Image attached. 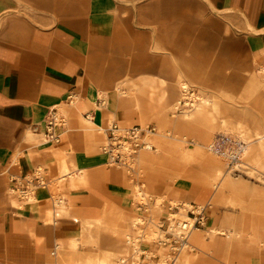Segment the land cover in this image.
Wrapping results in <instances>:
<instances>
[{
    "label": "crops",
    "instance_id": "crops-1",
    "mask_svg": "<svg viewBox=\"0 0 264 264\" xmlns=\"http://www.w3.org/2000/svg\"><path fill=\"white\" fill-rule=\"evenodd\" d=\"M262 67L264 0H0V264H50L60 246L69 251V242L80 239L89 214L103 215L108 226L116 215L120 232L126 230L135 197L127 177L136 179L108 165L100 151L107 134L99 127L108 116L109 126L152 125L194 141L197 130L170 109L178 83L197 82L216 101V129L227 119L253 130L264 106H257L250 81ZM52 107L69 115L63 114L70 131L56 145L32 130ZM221 145L239 147L234 139ZM200 155L211 158L207 148ZM153 158L154 165L145 163L149 191L195 195L190 163L204 171L200 156ZM39 168L46 187L32 200L21 198L13 177L23 182ZM197 192L211 203V191ZM220 204L226 203L212 204L205 225L219 233L210 239L201 231L194 243L191 237L185 264H264V203L247 197L242 205Z\"/></svg>",
    "mask_w": 264,
    "mask_h": 264
},
{
    "label": "bare ground",
    "instance_id": "bare-ground-1",
    "mask_svg": "<svg viewBox=\"0 0 264 264\" xmlns=\"http://www.w3.org/2000/svg\"><path fill=\"white\" fill-rule=\"evenodd\" d=\"M252 87L255 88L257 92L256 95V104L264 106V98L260 95L264 93V67L260 70H257L252 73V78L250 81ZM186 84V83H183ZM181 84V85H183ZM199 101L196 103L192 111H189L185 114L179 115V121H184L185 124H188L192 130H197V135L195 140H189V137L186 134H177L174 137V140L188 143L189 147H185L179 142H172L166 139L164 130L160 127L154 135H150L147 138L152 139L155 144H152L148 140L149 145H155V150L145 149L141 154V158L144 163L151 165L155 164L154 155L160 152H164L170 155L179 154L183 159L187 161L197 159L199 156L202 158V169L205 167V170L201 171L198 180L194 181L192 185V191L195 195L188 197L187 199L201 203L203 201V196L199 192L201 189L203 191H211V199L216 203L224 200L225 202L232 203L234 201L230 196L225 194L229 189L236 190L240 193L237 197L241 203H246V198L259 200L264 203V127L262 126L264 121V112L263 107L262 111L258 112L256 118L255 128L249 129L246 125L239 123L231 125L230 121L223 119L220 127L215 128L217 104L214 98L206 97L205 93L200 89L198 93ZM68 113H66V116ZM178 115H175V117ZM113 118V117H112ZM110 116L107 117L109 123L112 122ZM92 122V121H89ZM108 123V124H109ZM43 124V123H42ZM89 124V123H88ZM90 125V124H89ZM68 127V128H67ZM145 127V126H142ZM91 129H95L94 127ZM99 130L105 132V127H99ZM70 131L69 121L67 119L66 128L63 129L62 135H66ZM216 133H220L218 136ZM207 134V135H206ZM236 138V141L239 144L238 149L235 152H227L221 147V143L226 140H233ZM209 142L208 146L200 147V141ZM43 140L46 143H49L48 138L43 133ZM222 141V142H221ZM207 148L211 153L210 157L205 159L204 155H200L203 152V149ZM223 158L225 160H223ZM228 159L229 161H227ZM40 171L42 169L39 168ZM43 172V171H42ZM67 169L64 168L61 173H66ZM237 172L244 173L246 177H242V174H235ZM72 176V174L70 175ZM181 176L180 171L175 172V177L178 179ZM243 179H242V178ZM64 179L65 177H61ZM61 179V180H62ZM256 184V185H255ZM259 184L262 188H259ZM148 190L138 188L135 196H144L148 195ZM154 192H158L155 190ZM32 200V197L29 198ZM179 197H174V200H180ZM132 216L130 215L129 219ZM138 218L134 217L131 220L132 225H136ZM82 227L81 233L88 234L87 242H95L97 237L94 234H90L91 230L95 231V228H98L103 225V227H108L109 223L105 222L104 216H95L89 214L83 216L81 219ZM116 230V229H114ZM205 232L209 235L210 239H214L219 230L215 226H210L203 230H195L192 235V243L196 241V236L200 232ZM115 232V231H114ZM126 229L123 233H127ZM131 232L127 233L126 236L130 238ZM97 242V241H96ZM81 245L80 239L75 238L71 240L68 244V253L65 258L62 259L64 263L67 264H127L124 259V255H120L116 259L117 251L109 250L102 255L92 256L90 254H80L77 253ZM194 246V245H193ZM119 248V247H118ZM192 249V248H191ZM142 252L146 253L149 256V251H151L150 245L145 243L142 247ZM164 256L169 255V249L162 247L158 249ZM124 251V250H123ZM126 253V249L124 251ZM123 253V254H124ZM189 251H185L181 254L180 263H188L189 261ZM50 264H58L53 258H50Z\"/></svg>",
    "mask_w": 264,
    "mask_h": 264
},
{
    "label": "built area",
    "instance_id": "built-area-1",
    "mask_svg": "<svg viewBox=\"0 0 264 264\" xmlns=\"http://www.w3.org/2000/svg\"><path fill=\"white\" fill-rule=\"evenodd\" d=\"M68 103L75 100V95L70 94L67 98ZM199 101L198 91L188 84H183L180 90V97L175 105V114L182 115L192 111ZM67 120L58 107L49 109L43 124H34V132L41 131L52 144H59L63 129L66 128ZM156 127L148 125L146 127L134 126L129 128L121 127L115 123L106 129L107 141L101 146L100 151L107 156V162L110 166L123 167L134 175V162L141 151L145 149L155 150L153 145H149L147 137L156 133ZM13 191L21 198L29 199L33 197L36 189L46 187L47 181L43 172L36 170L32 178L18 182L13 177ZM145 201H139L137 205L144 207L157 204L156 199L142 196ZM168 209L165 216L159 222H155L150 216L144 220L140 217L137 220V239L129 240V243H137L134 253L139 258L145 256L142 252V243L147 242L145 231L150 229L151 242L156 246H162L169 249L172 257L170 261L163 264H176V261L183 251L191 248V237L195 230L205 228L207 213L212 204L208 201L203 204L183 201L178 203H167ZM142 218V219H141ZM150 227V228H149ZM126 260V259H125ZM127 261V260H126ZM127 263V262H126ZM142 264V263H140Z\"/></svg>",
    "mask_w": 264,
    "mask_h": 264
},
{
    "label": "rangeland",
    "instance_id": "rangeland-1",
    "mask_svg": "<svg viewBox=\"0 0 264 264\" xmlns=\"http://www.w3.org/2000/svg\"><path fill=\"white\" fill-rule=\"evenodd\" d=\"M243 75V73L241 72V76ZM245 77V76H244ZM242 78V77H241ZM245 79V78H244ZM246 80V79H245ZM183 83H186L188 85H190L191 87H194L198 93H199V90L201 89L200 88V84L197 83V82H180L178 83V93H177V99H179L180 97V90H181V84ZM224 85V88L225 89H231V82L230 81H225L223 83ZM177 102V101H176ZM176 105V103H175ZM175 105L170 109V111L172 112L171 113V116H175ZM60 110L61 112L66 116V112H65V109L60 107ZM180 116H176V117H173V119H179ZM109 126L106 125L105 128L107 129V127ZM158 131V129H157ZM178 132L175 133L174 131L172 130H169V131H166L165 132V135H166V139L167 140H170L172 142H179L180 144H182L183 146H186L188 147V143H185V142H181V141H176L174 140V137L177 136ZM220 134V133H219ZM217 134V135H219ZM147 141L149 140L148 138H146ZM234 140H236V138H232ZM104 141V138L103 140L100 141L99 145H98V149L101 145V143ZM149 141L152 142V144H155L154 141L152 139H150ZM222 142V141H221ZM229 142H231V140H229ZM221 147L227 151V152H235L238 148L237 147H232V146H228L226 145L225 147L221 145ZM100 152V151H99ZM143 151H141V153L139 154L138 158H136L135 162H134V178L133 179H136L135 181H133L130 177H127V185L132 188L134 190V192L136 193L137 189L138 188H141V190L143 189H149L146 185L144 186V183H146L147 181V174L149 172V170L147 169L145 163L143 162L142 158H141V154H142ZM223 160H225L223 158ZM227 161H229L228 159H226ZM190 167L197 171V177H193L194 180H198L199 179V176L201 174V172H199L198 168H199V163L198 162H192L190 163ZM123 168V167H121ZM125 170V172L127 173L128 170L126 168H123ZM138 172V174L136 173ZM125 173V174H126ZM242 174V177H246V175L244 173H241V172H237L235 174ZM241 177V178H242ZM243 179V178H242ZM258 186H260L259 184H257ZM149 191V190H148ZM231 194L229 195L234 201H232V203H229V202H225L226 204H220V205H242L243 203L240 202V200H238V196L240 195V193L238 191H234V190H231L230 192ZM145 197H156V201H157V204L155 205H147V206H144V207H140L139 208V205H137V203H139V201H145L144 198H141L142 196L138 195V196H135L134 199L131 201V206L129 207V209L127 210L129 212V214L132 216L129 220H128V217H127V222H126V229H128V232L130 233L131 232V235H130V238H128L126 236V234L128 233H123V232H120V227L118 225V222H119V217L118 216H113L112 218V224L108 227H103L100 226L98 228H95L93 231V229L90 231L91 233L90 234H94V236L97 237L96 241L95 242H87V239H88V234H84V233H80V242H81V245L79 247V249L77 250V253H84V254H90L92 256H98V255H102L104 254L105 252L109 251V250H114V251H117V255H116V259H118L120 257V255H124V259H126L127 261V264H163L164 262L166 261H170L172 259V257L170 256V254L168 256H164L158 249L162 248V246H156L154 245L150 238H151V235L152 234H149V231L150 229L146 230L145 231V236H146V239L145 240H148L147 242L145 243H148L150 245V248H151V251H149V256L146 255L139 258L138 255H136L134 253L135 251V248L137 246V243L134 244V243H129V240H135L137 239V227L136 225H132L131 223V220L132 218L134 217H137V218H140V217H144V220L148 217H152L154 219L155 222H159V220L165 216V213L167 212V209H168V205H166L167 203H178V202H183V201H190V200H185V199H180V200H174L173 197H171V195L169 194H166V193H158V192H154V191H149L148 192V195H144ZM211 200V199H210ZM198 203V202H197ZM204 202H201L199 204H203ZM211 203L214 205V208H215V205L217 204L215 201L211 200ZM142 219V218H141ZM81 226H82V223H80ZM150 228V227H149ZM105 229L106 230H109L111 231L110 234H111V237L109 239V244L106 243V246H105ZM116 229V230H114ZM82 230V229H81ZM115 231V232H114ZM88 235V236H87ZM145 243H142V247ZM119 247V248H118ZM126 249V253H124ZM124 250V251H123ZM187 251V250H186ZM188 251H191V249H189ZM185 251H183L184 253ZM68 253V251L63 247V246H60L58 252H57V255L56 256H51L53 258V260L58 263V264H67V263H64L62 261L63 258H65V255ZM124 253V254H123ZM182 254V253H181ZM181 255H179L178 259H177V262L176 264H181L180 263V258Z\"/></svg>",
    "mask_w": 264,
    "mask_h": 264
}]
</instances>
